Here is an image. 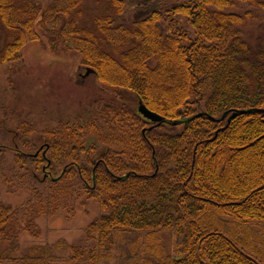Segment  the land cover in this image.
<instances>
[{"label": "trees", "instance_id": "trees-1", "mask_svg": "<svg viewBox=\"0 0 264 264\" xmlns=\"http://www.w3.org/2000/svg\"><path fill=\"white\" fill-rule=\"evenodd\" d=\"M87 1L0 0V67L46 39L99 83L90 114L42 131L43 151L21 153L26 123L10 169L0 148L5 183L30 191L0 201V264H264V44L244 40L257 14L227 12L264 0H96L107 7L89 23ZM88 201L100 213L83 243L22 249L38 220Z\"/></svg>", "mask_w": 264, "mask_h": 264}, {"label": "rangeland", "instance_id": "rangeland-1", "mask_svg": "<svg viewBox=\"0 0 264 264\" xmlns=\"http://www.w3.org/2000/svg\"><path fill=\"white\" fill-rule=\"evenodd\" d=\"M178 1L171 0L169 4L175 5ZM106 7L105 2L99 4L96 0H88L83 6L85 21L89 23L93 16ZM227 12L257 14L259 18L242 29L244 40L255 48L264 44L262 11L238 3ZM126 14L127 22H132L137 17L136 10L133 9ZM6 40L7 35L0 27V48ZM80 60L81 56L77 53H53L48 41L43 39L42 42L27 44L20 65L0 67V148L7 157L4 169H10L16 147L21 142L20 136L23 135L20 134V123L35 127V131L26 137L29 145L33 146V151L29 152L27 148L21 150V153L34 155L45 149L42 131L53 130L61 122L88 115L96 107L99 83L92 75L86 77V69L80 65ZM7 177L11 178V174ZM3 179L5 178L0 172V201L13 207L24 204L30 196L29 185L19 186L16 182L13 188H9ZM76 205L75 214L72 216L67 217L64 211H60L54 218L38 220L42 237L34 241L28 234H22V249L34 244L52 245L60 240L69 244L83 243L85 230L99 216L100 208L94 201H88L86 207L78 203ZM60 255L66 257L67 253L63 251Z\"/></svg>", "mask_w": 264, "mask_h": 264}, {"label": "water", "instance_id": "water-1", "mask_svg": "<svg viewBox=\"0 0 264 264\" xmlns=\"http://www.w3.org/2000/svg\"><path fill=\"white\" fill-rule=\"evenodd\" d=\"M91 73H93V71L91 69L87 70L86 76L88 77ZM139 113L148 121H150L153 124H162L164 122L163 118L158 115L157 113H154L152 111H150L144 104L142 101H139ZM243 112L240 113H234L232 115V117L229 119V121L232 118H235L238 114H242ZM228 117V114H225L221 120H225Z\"/></svg>", "mask_w": 264, "mask_h": 264}]
</instances>
